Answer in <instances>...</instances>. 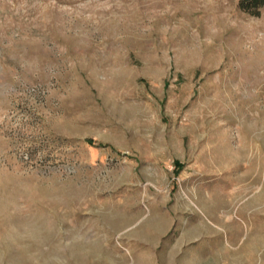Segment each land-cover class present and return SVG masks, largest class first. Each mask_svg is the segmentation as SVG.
I'll list each match as a JSON object with an SVG mask.
<instances>
[{
  "label": "rangeland",
  "instance_id": "obj_1",
  "mask_svg": "<svg viewBox=\"0 0 264 264\" xmlns=\"http://www.w3.org/2000/svg\"><path fill=\"white\" fill-rule=\"evenodd\" d=\"M0 0V264H264V4Z\"/></svg>",
  "mask_w": 264,
  "mask_h": 264
},
{
  "label": "trees",
  "instance_id": "obj_2",
  "mask_svg": "<svg viewBox=\"0 0 264 264\" xmlns=\"http://www.w3.org/2000/svg\"><path fill=\"white\" fill-rule=\"evenodd\" d=\"M244 1V0H243ZM264 4V0H247V3L242 4V6L245 7V9H249L250 7H256L258 5Z\"/></svg>",
  "mask_w": 264,
  "mask_h": 264
}]
</instances>
